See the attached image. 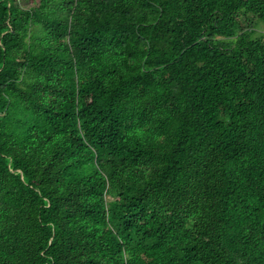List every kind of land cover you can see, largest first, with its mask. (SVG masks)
<instances>
[{"label": "trees", "instance_id": "16d2710c", "mask_svg": "<svg viewBox=\"0 0 264 264\" xmlns=\"http://www.w3.org/2000/svg\"><path fill=\"white\" fill-rule=\"evenodd\" d=\"M264 0H0V264H264Z\"/></svg>", "mask_w": 264, "mask_h": 264}, {"label": "rangeland", "instance_id": "374dc122", "mask_svg": "<svg viewBox=\"0 0 264 264\" xmlns=\"http://www.w3.org/2000/svg\"><path fill=\"white\" fill-rule=\"evenodd\" d=\"M253 29L255 30V33H264V22L263 21L256 22Z\"/></svg>", "mask_w": 264, "mask_h": 264}]
</instances>
